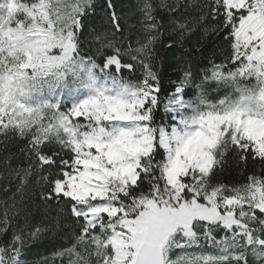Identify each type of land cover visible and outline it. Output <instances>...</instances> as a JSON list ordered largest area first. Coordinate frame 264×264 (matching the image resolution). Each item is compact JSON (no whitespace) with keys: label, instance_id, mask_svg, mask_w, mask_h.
<instances>
[{"label":"snow or ice","instance_id":"1","mask_svg":"<svg viewBox=\"0 0 264 264\" xmlns=\"http://www.w3.org/2000/svg\"><path fill=\"white\" fill-rule=\"evenodd\" d=\"M0 264H264V0H0Z\"/></svg>","mask_w":264,"mask_h":264},{"label":"trees","instance_id":"2","mask_svg":"<svg viewBox=\"0 0 264 264\" xmlns=\"http://www.w3.org/2000/svg\"><path fill=\"white\" fill-rule=\"evenodd\" d=\"M125 2H128V0H125ZM178 56H173L170 54L167 49H164L160 53V63H161V71L164 72L165 76H173L174 68L173 65L175 64L176 60L178 59Z\"/></svg>","mask_w":264,"mask_h":264}]
</instances>
